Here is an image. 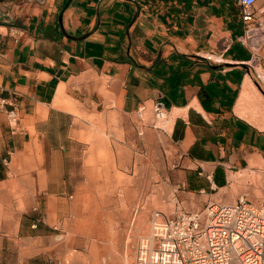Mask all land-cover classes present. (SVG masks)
Listing matches in <instances>:
<instances>
[{
    "label": "crops",
    "instance_id": "1",
    "mask_svg": "<svg viewBox=\"0 0 264 264\" xmlns=\"http://www.w3.org/2000/svg\"><path fill=\"white\" fill-rule=\"evenodd\" d=\"M246 29L238 0H0V264H124L131 213L66 168L78 115L162 102L183 187L254 197L264 79Z\"/></svg>",
    "mask_w": 264,
    "mask_h": 264
},
{
    "label": "rangeland",
    "instance_id": "2",
    "mask_svg": "<svg viewBox=\"0 0 264 264\" xmlns=\"http://www.w3.org/2000/svg\"><path fill=\"white\" fill-rule=\"evenodd\" d=\"M261 22L262 27L249 42L257 57L258 72L264 79V16ZM257 96L264 102L258 93ZM159 120L154 109L150 115L143 112L78 115L72 147L66 151L71 154L68 159L72 160L67 163V169L76 164L80 178L106 183L102 184L104 187L93 188L92 195L112 197L109 201L116 203H109L108 208L115 207L116 213H131L126 250L116 252L124 264H136L141 241L148 240L152 244L153 223L157 220L174 217L180 211H198L212 202H235L218 195L201 198L183 187L181 155L169 143L168 128H160L165 126L158 125ZM241 175V179L249 178L247 173ZM249 180L257 187L255 196L247 198L259 203L264 199V181L256 182L253 177ZM39 210L41 218H47V213L51 215V205L46 201Z\"/></svg>",
    "mask_w": 264,
    "mask_h": 264
},
{
    "label": "built area",
    "instance_id": "3",
    "mask_svg": "<svg viewBox=\"0 0 264 264\" xmlns=\"http://www.w3.org/2000/svg\"><path fill=\"white\" fill-rule=\"evenodd\" d=\"M238 3L251 39L262 27L264 3L261 8L259 0ZM162 112L158 102L155 113ZM136 264H264V199L253 203L242 196L231 204L212 202L157 220L152 244L143 240L138 246Z\"/></svg>",
    "mask_w": 264,
    "mask_h": 264
},
{
    "label": "bare ground",
    "instance_id": "4",
    "mask_svg": "<svg viewBox=\"0 0 264 264\" xmlns=\"http://www.w3.org/2000/svg\"><path fill=\"white\" fill-rule=\"evenodd\" d=\"M156 114H157V113H156ZM250 115H251V117H250L251 120H254L255 117H256L257 115H259L260 119L263 120V122H264V113H263V112L260 113V114L250 113ZM157 116H158V115H157ZM247 116H248V115H247ZM259 117H257V118H259ZM158 118L160 119L159 122H158V125H159V124L164 123V122L166 121V119H167V114L164 113V112H162V113L158 116ZM162 125H163V124H162ZM160 128H162V129L165 130L166 127H160Z\"/></svg>",
    "mask_w": 264,
    "mask_h": 264
}]
</instances>
